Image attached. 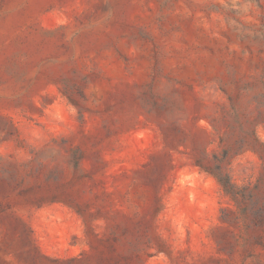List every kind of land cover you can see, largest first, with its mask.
<instances>
[{"label": "rangeland", "instance_id": "374dc122", "mask_svg": "<svg viewBox=\"0 0 264 264\" xmlns=\"http://www.w3.org/2000/svg\"><path fill=\"white\" fill-rule=\"evenodd\" d=\"M0 264H264V0H0Z\"/></svg>", "mask_w": 264, "mask_h": 264}]
</instances>
